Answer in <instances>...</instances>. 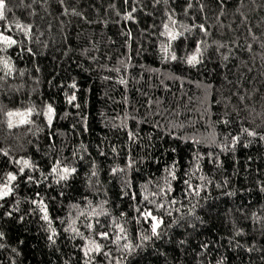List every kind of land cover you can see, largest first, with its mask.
Returning <instances> with one entry per match:
<instances>
[{
  "label": "trees",
  "instance_id": "16d2710c",
  "mask_svg": "<svg viewBox=\"0 0 264 264\" xmlns=\"http://www.w3.org/2000/svg\"><path fill=\"white\" fill-rule=\"evenodd\" d=\"M0 264H264V0H5Z\"/></svg>",
  "mask_w": 264,
  "mask_h": 264
},
{
  "label": "snow or ice",
  "instance_id": "6c2138e0",
  "mask_svg": "<svg viewBox=\"0 0 264 264\" xmlns=\"http://www.w3.org/2000/svg\"><path fill=\"white\" fill-rule=\"evenodd\" d=\"M4 9H5V0H0V19H2L4 17ZM167 27V26H166ZM173 39H175V36L172 37ZM8 43H14V41H7ZM173 59H175V56H173ZM196 62V56H192L189 58V63H195ZM74 98V97H73ZM49 112H51V109H49ZM9 115H13V114H9ZM11 126V125H10ZM251 135V133H250ZM11 179H15V177H10ZM7 192H4L3 195H7ZM146 215H150V213L146 214ZM154 220V224H153V233L155 234L156 232V228L159 226L158 222H155V218H153ZM97 250H98V246H97Z\"/></svg>",
  "mask_w": 264,
  "mask_h": 264
}]
</instances>
